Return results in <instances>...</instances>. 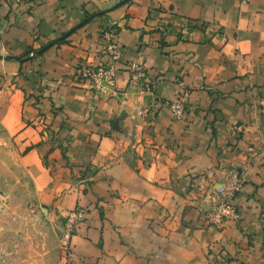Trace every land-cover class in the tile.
<instances>
[{"label": "crops", "instance_id": "crops-1", "mask_svg": "<svg viewBox=\"0 0 264 264\" xmlns=\"http://www.w3.org/2000/svg\"><path fill=\"white\" fill-rule=\"evenodd\" d=\"M119 1L0 7V54L51 44L23 60L0 59V153L9 148L34 197L58 218L87 209L72 237V264H264V0H130L114 8ZM187 17L206 25L181 35ZM111 22L123 47L120 97L93 106L74 69L107 60L101 31ZM129 60L147 67L153 94L129 86ZM181 77L191 90L176 121L161 100L177 97ZM135 100L149 114L130 116ZM84 166L94 171L79 193L71 181ZM236 180L241 220L207 225L198 196Z\"/></svg>", "mask_w": 264, "mask_h": 264}, {"label": "rangeland", "instance_id": "rangeland-1", "mask_svg": "<svg viewBox=\"0 0 264 264\" xmlns=\"http://www.w3.org/2000/svg\"><path fill=\"white\" fill-rule=\"evenodd\" d=\"M168 11H170V9ZM181 21L182 23L177 28L185 25V27H181L180 34L187 36H190L195 27H203L206 25V21L199 18L194 19L187 17L185 19L181 18ZM167 26L169 29L172 28L169 23H164L162 25L165 29ZM184 28L185 31L183 32L182 30H184ZM36 50L37 49L29 50L25 54L16 57H20V60H23V57L35 56ZM2 60L5 59L2 58ZM79 63L84 62L81 61L78 62V64ZM182 80L183 78L181 77L178 83ZM152 81L153 87L151 92L143 91L138 86L135 87H138L141 93L153 94L155 86L154 78H152ZM129 86L131 85L129 84ZM186 88L190 92L191 89H189L187 83ZM88 93H91L89 89ZM90 97L92 98L93 106L94 103L104 99L119 98L105 97L102 99H95L91 94ZM166 100L169 99L161 100V102L168 108L166 103H164ZM119 102L121 105H126L127 98L122 97L119 99ZM134 104H137L136 100L130 105L129 115L132 117L138 115L133 108ZM261 106L264 108V101H261ZM145 110H147V112L144 115H147L151 109L147 108ZM262 113H264V111ZM0 155L5 161L9 158L11 162L10 166L5 164V166L2 165L0 167V264H72L69 252H66L61 244L65 219L58 218L53 214V205L50 206V204L48 205L37 201L36 197H34L32 186L29 181L22 175L16 162H13L14 158L9 148H4L3 153H0ZM91 171H94L93 168L84 166L73 175L71 183L78 188L79 193L88 191V186H90L92 181V175L90 174ZM220 186L221 184L218 186L213 185L210 192L208 191L205 192L203 196H198L199 199L207 204V208L204 210L205 216L207 210L221 199L219 198L220 196L216 194V190ZM77 207L83 208L87 211L83 206ZM205 219L209 226H221L211 225L208 223L206 217ZM224 223H222V225Z\"/></svg>", "mask_w": 264, "mask_h": 264}, {"label": "built area", "instance_id": "built-area-1", "mask_svg": "<svg viewBox=\"0 0 264 264\" xmlns=\"http://www.w3.org/2000/svg\"><path fill=\"white\" fill-rule=\"evenodd\" d=\"M27 0H0V7L3 4H22ZM101 43L107 60L98 65H92L88 62L79 63L74 73L78 79L88 83V89L91 96L95 99L120 97L117 82V65L123 55V47L118 35L117 22H111L101 31ZM125 70L129 73V84L138 86L141 90L151 92L153 81L147 67L137 61L129 60L125 64ZM180 91L173 100H166L164 103L170 109L175 120H181L185 116L190 92L186 88L184 80L178 83ZM133 108L140 116L147 110L134 104ZM241 182L234 181L230 186H221L216 190V194L221 198L219 202L211 206L206 212V218L211 225H222L226 221L239 222L241 215L233 199L240 191ZM88 213L83 208L71 210L65 218L64 229L61 236L62 248L66 252L71 250L72 237L78 226L87 219Z\"/></svg>", "mask_w": 264, "mask_h": 264}, {"label": "water", "instance_id": "water-1", "mask_svg": "<svg viewBox=\"0 0 264 264\" xmlns=\"http://www.w3.org/2000/svg\"><path fill=\"white\" fill-rule=\"evenodd\" d=\"M130 0H121L119 1L115 6L114 8H117L119 6H122L124 4H126L127 2H129ZM103 13V12H102ZM66 36V35H65ZM51 46V44H48L47 46H44L43 48L39 49V50H36V53H42L44 52L47 48H49ZM33 52V51H32ZM5 59V60H8L9 58H12V56H2L0 55V59ZM16 59L20 60V57H16Z\"/></svg>", "mask_w": 264, "mask_h": 264}, {"label": "trees", "instance_id": "trees-1", "mask_svg": "<svg viewBox=\"0 0 264 264\" xmlns=\"http://www.w3.org/2000/svg\"><path fill=\"white\" fill-rule=\"evenodd\" d=\"M62 41V40H61Z\"/></svg>", "mask_w": 264, "mask_h": 264}]
</instances>
